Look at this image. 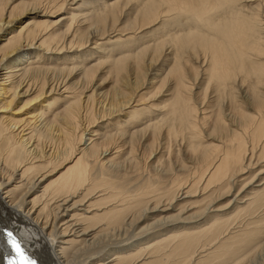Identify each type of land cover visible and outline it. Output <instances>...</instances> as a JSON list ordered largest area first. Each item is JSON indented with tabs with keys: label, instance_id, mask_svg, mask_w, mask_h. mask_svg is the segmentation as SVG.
I'll return each instance as SVG.
<instances>
[{
	"label": "bare ground",
	"instance_id": "obj_1",
	"mask_svg": "<svg viewBox=\"0 0 264 264\" xmlns=\"http://www.w3.org/2000/svg\"><path fill=\"white\" fill-rule=\"evenodd\" d=\"M18 1L0 0V209L35 225L29 260L250 257L264 234V0ZM19 97L27 117L4 114ZM10 230L0 264H21ZM118 237L131 241L108 247Z\"/></svg>",
	"mask_w": 264,
	"mask_h": 264
},
{
	"label": "rangeland",
	"instance_id": "obj_2",
	"mask_svg": "<svg viewBox=\"0 0 264 264\" xmlns=\"http://www.w3.org/2000/svg\"><path fill=\"white\" fill-rule=\"evenodd\" d=\"M19 1H23V0H19ZM18 1V2H19ZM27 99V97H25V98H21V97H19L14 103H13V105L10 107V108H8V110H4V114H13V115H16V116H18L19 118H23V117H27V114H26V112L29 110V107H27V109H26V107H23L22 105L24 104V102H25V100ZM35 106V105H34ZM233 193V192H232ZM232 196H230V198H231ZM229 199V198H228ZM224 200V201H223ZM222 200V203L223 202H225V201H227V199L225 200V199H223ZM4 207V206H3ZM1 209H2V207H1ZM1 209H0V217H2V218H0V220H2V223H1V221H0V228H1V230H3V226H4V229L6 230H10V228H12L13 227V229H12V231H13V234H15L14 233V228H16V227H14L13 225H12V223L15 225V224H17L18 223V220L19 219H21V215H19V211L17 210V209H14V208H10L9 207V209H8V207H5V210L4 209H2V211H1ZM10 210V211H9ZM9 212V213H8ZM264 213V206H262L261 208H259L258 210H257V212H256V216H261L262 214ZM16 214L17 215H19V216H21V217H19V216H16ZM264 215V214H263ZM15 218H17V219H15ZM23 219V223H24V218H22ZM21 219V220H22ZM13 220H15V221H13ZM21 220H20V223H22L21 222ZM11 221H13V222H11ZM17 221V222H16ZM29 220L27 219L26 221H25V223L27 224V223H29L30 225H31V221H29ZM3 222L6 224V226H7V228H6V226H5V224H3ZM9 222V223H8ZM15 222V223H14ZM11 223V224H10ZM21 224V225H23V228L22 229H24L25 230V233H24V238L20 241L22 244H23V246H21L22 248L24 247L25 248V246L27 245V243L28 242H30L31 241V239L33 238L32 237V232H35L36 231V229H34V224L33 225H31V228L28 226V225H26V224ZM2 224V225H1ZM19 224V223H18ZM12 225V226H11ZM26 225V226H25ZM2 226V227H1ZM8 226H9V228H8ZM32 226H33V228H32ZM20 228V229H21ZM31 229L32 230H34V231H31ZM10 232H11V230H10ZM19 232V231H18ZM29 232V233H28ZM28 234V235H27ZM15 236V235H14ZM27 236V237H26ZM17 236H15V238H16ZM26 237V238H25ZM45 237V236H44ZM121 238H123V237H127V236H120ZM28 238V239H27ZM45 239H48V238H46L45 237ZM261 239H263L261 242H259V244H258V246H257V248H254V250L252 249L251 250V252H250V254H248L247 256H250L251 254V258L250 257H246V258H244L241 262H239L238 264H244L243 263V261L245 262V264H264V234H263V236L261 237ZM49 240V239H48ZM118 240H119V237L118 238H110L109 239V242L110 243H108L109 245H108V247L109 246H113L114 247V245L116 244V245H122V244H124V243H129L130 241H131V239H130V241H129V239H124V240H121L120 239V241L118 242ZM116 241L118 242V244L116 243ZM122 241H124V242H122ZM126 241V242H125ZM128 241V242H127ZM114 242V243H113ZM113 243V244H112ZM111 244V245H110ZM25 245V246H24ZM107 247V248H108ZM262 247V248H261ZM258 248H260V249H258ZM258 249V250H257ZM262 249V250H261ZM23 250V249H22ZM261 250V251H260ZM25 251V250H24ZM256 251H258V252H256ZM263 251V252H262ZM40 253H41V251H39ZM110 252H112V251H110ZM254 252V253H253ZM254 256V257H253ZM257 257V258H256ZM45 260V259H44ZM248 260V261H247ZM44 264V263H43Z\"/></svg>",
	"mask_w": 264,
	"mask_h": 264
},
{
	"label": "snow or ice",
	"instance_id": "obj_3",
	"mask_svg": "<svg viewBox=\"0 0 264 264\" xmlns=\"http://www.w3.org/2000/svg\"><path fill=\"white\" fill-rule=\"evenodd\" d=\"M7 237L8 243L11 245L16 255L19 257L21 264H35V261L29 260V258L24 254L23 250L21 249L20 243L17 242L16 238L13 237L11 232H7Z\"/></svg>",
	"mask_w": 264,
	"mask_h": 264
}]
</instances>
